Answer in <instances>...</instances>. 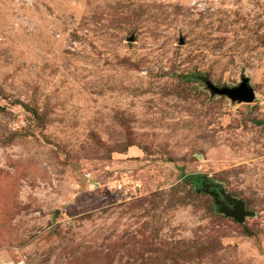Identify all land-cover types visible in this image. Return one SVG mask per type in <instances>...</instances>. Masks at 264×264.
<instances>
[{"label":"rangeland","instance_id":"374dc122","mask_svg":"<svg viewBox=\"0 0 264 264\" xmlns=\"http://www.w3.org/2000/svg\"><path fill=\"white\" fill-rule=\"evenodd\" d=\"M6 262L264 264V0H0Z\"/></svg>","mask_w":264,"mask_h":264},{"label":"water","instance_id":"95a60500","mask_svg":"<svg viewBox=\"0 0 264 264\" xmlns=\"http://www.w3.org/2000/svg\"><path fill=\"white\" fill-rule=\"evenodd\" d=\"M210 88L212 89L214 94L220 95V96H228L234 101H241V102H247L251 103L255 100V92L254 90L249 86V80L244 79V82L241 84L238 88H219L216 87L213 84H210ZM217 200L218 196L216 195ZM218 205H220V211L224 214H226L228 217L235 218L236 221L243 223L245 220L246 212L244 210L243 204L236 205L235 202L234 208L230 209L229 207L223 205L221 201H217Z\"/></svg>","mask_w":264,"mask_h":264},{"label":"trees","instance_id":"16d2710c","mask_svg":"<svg viewBox=\"0 0 264 264\" xmlns=\"http://www.w3.org/2000/svg\"><path fill=\"white\" fill-rule=\"evenodd\" d=\"M189 181H192V183L198 185V187L200 188V190H208V184H209V180L207 177L205 176H189L188 177Z\"/></svg>","mask_w":264,"mask_h":264},{"label":"built area","instance_id":"2783aa9c","mask_svg":"<svg viewBox=\"0 0 264 264\" xmlns=\"http://www.w3.org/2000/svg\"><path fill=\"white\" fill-rule=\"evenodd\" d=\"M90 177V176H89ZM91 179V178H90ZM3 264H13V263H11V262H6V263H3Z\"/></svg>","mask_w":264,"mask_h":264},{"label":"flooded vegetation","instance_id":"af4514ba","mask_svg":"<svg viewBox=\"0 0 264 264\" xmlns=\"http://www.w3.org/2000/svg\"><path fill=\"white\" fill-rule=\"evenodd\" d=\"M208 188H210V183L208 184Z\"/></svg>","mask_w":264,"mask_h":264}]
</instances>
